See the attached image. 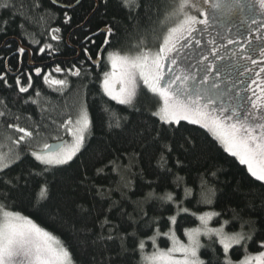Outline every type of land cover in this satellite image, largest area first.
Here are the masks:
<instances>
[{
	"label": "trees",
	"instance_id": "obj_1",
	"mask_svg": "<svg viewBox=\"0 0 264 264\" xmlns=\"http://www.w3.org/2000/svg\"><path fill=\"white\" fill-rule=\"evenodd\" d=\"M54 1L67 8L50 0H9V7H0V112L5 113L0 149L5 147L11 160L0 169V213L18 214L47 231L72 264H145L149 254L168 247L167 231L183 239L184 231L198 225L197 213L208 210L216 213L212 224L240 232L243 241L224 253L217 238H204L199 253L204 264H233L261 251L264 182L199 125L162 123L154 113L159 100L143 83L125 105L103 89L105 73L114 71L107 58L161 46L164 33L182 18L176 12L180 1ZM244 2L222 0L215 15L212 10L219 25L237 19L247 27H235L237 43L244 41L239 37L244 32L252 37L248 28L256 27L249 9L252 14L242 16ZM236 6L238 11L227 9ZM167 16L171 19L164 22ZM212 28L216 32L214 22ZM203 44H190L186 54L196 53L198 62ZM19 45L25 51L17 84L5 68L11 74L19 70ZM96 59L100 62L94 65ZM31 63L41 67L39 76ZM57 66L60 73L54 71ZM76 68L80 76L68 71ZM56 79L65 85L53 84ZM81 113L89 121L83 145L63 165L36 160L26 141L16 143L22 134L8 127L13 123L32 132L25 138L33 144L53 136L66 144L67 124L77 117L81 121ZM165 145L172 151L161 152Z\"/></svg>",
	"mask_w": 264,
	"mask_h": 264
},
{
	"label": "snow or ice",
	"instance_id": "obj_2",
	"mask_svg": "<svg viewBox=\"0 0 264 264\" xmlns=\"http://www.w3.org/2000/svg\"><path fill=\"white\" fill-rule=\"evenodd\" d=\"M204 3H209V0H204ZM210 6L215 15V10L222 7V0H214ZM0 7H9V0H3ZM192 10L199 11L197 0H180L176 12L183 19L177 27L170 30V37L171 34L184 37L185 33L190 37L197 30L193 27L194 25H206L208 23L207 16L200 20L197 16L191 14ZM201 15L204 14L201 13ZM53 31L58 32L59 29H53ZM108 34H111L110 30ZM52 39L56 40L58 37L53 35ZM104 43L108 44L107 39ZM168 43L169 40L166 39L164 44L167 45ZM229 43L237 42L229 40ZM195 44L198 45L199 40H195ZM48 47H51V45ZM24 51V48L19 49L21 54ZM172 51L173 48L161 46L155 57L142 55L129 59L127 57L110 56L114 71L111 74L105 73L103 80L104 92L121 105L130 104L136 95L138 82L142 81L151 93L158 94L163 100V107L158 114L162 123L180 125L181 121H186L193 125H199L211 134L214 140L219 141L225 152L236 157L241 165H246L247 171L252 177L257 181L264 182V81L259 84V94L254 89L252 90L255 99L240 96L237 91L238 103L225 106L221 100L220 85L213 81L210 86H206L209 79L207 74L215 70L216 74L219 75L221 65L206 63L204 65L205 75L198 82H194L190 74L177 75L174 73L171 65H176L177 61L174 56L167 55ZM41 52H43V49H41ZM244 53L245 50L241 47L239 53L241 58H245ZM210 55L216 56L218 54L213 49ZM246 58L251 59L250 56ZM203 59L208 61L207 56ZM219 59L222 60L223 57H219ZM165 61L170 65L167 68ZM251 62L256 63L254 59ZM94 63L96 62L94 61ZM117 68L119 69L118 72L115 71ZM41 71V67H35L37 76L41 74ZM54 71L60 73L62 69L57 66ZM68 71L72 75L80 76L79 68H76L74 72L72 69ZM260 72L264 73V67L260 69ZM29 80H31V77H29ZM47 81L48 77L45 76V82ZM16 83H20L19 79ZM52 83L65 85L66 81L56 79L52 80ZM116 83L120 84L118 91L115 88ZM252 83L256 84L257 81L253 80ZM19 91L27 92L28 89L20 87ZM0 116H5V113L0 112ZM78 123L81 126L73 133L74 141L70 147L45 145L46 150L43 153L32 152L35 159L46 166L63 165L71 161L83 145L85 139L83 133L89 123L87 115L85 114ZM8 127L14 128L16 132L22 134L16 143L24 141L25 137L32 136V132L26 131L24 127L19 125L8 123ZM69 132H72V129H69ZM160 151L171 152L172 149L165 145L161 147ZM3 216L5 219L0 222V264H67L68 252L53 247L54 238L47 231L38 227L31 220L25 219L23 225L17 223L21 219L18 214L4 212ZM208 219L209 217L206 215L199 217L204 225H207ZM171 223H176L175 216L171 218ZM200 232L201 229H194L192 232L185 233L189 239L188 245L179 243L173 235V247L169 249V253H181L182 258H169L168 264H204V261L200 260L197 255L201 247L197 239ZM208 232H215V230L206 229L205 234ZM217 235L221 234L217 233ZM240 239L242 237L234 241L231 237H222L220 243L223 245L224 253H228L232 242L238 244ZM143 246V244L140 245L141 248ZM146 259L154 264L156 257H146ZM254 259L258 264H264V252H261ZM228 264H231V262L228 261ZM242 264H250L249 259L246 258Z\"/></svg>",
	"mask_w": 264,
	"mask_h": 264
},
{
	"label": "rangeland",
	"instance_id": "obj_3",
	"mask_svg": "<svg viewBox=\"0 0 264 264\" xmlns=\"http://www.w3.org/2000/svg\"><path fill=\"white\" fill-rule=\"evenodd\" d=\"M227 1L235 2V0H227ZM212 2H214V0H209V3H204V0H199L198 6H199V10L201 9V11L200 12L196 10L191 11V14L197 16V18L200 20H203L205 16H207L208 23H211L207 31H205L204 29L207 28L208 23L206 25L197 24L193 26L197 30L190 37L187 36L186 33L184 37H179L177 34H171V37H170V30L177 27V25L183 19L182 17L180 20L178 19L174 24H172L168 28L167 32H165L164 37L160 39L162 42L161 46H164L166 48H173V51L170 53H167V55L174 56L177 61V64L171 65V66H173L175 70L178 71L179 75L190 74L194 82H198L205 75L204 65L206 63H214V64L221 65V71L219 75L216 74L215 70L207 74L209 79H208V85L206 86H210L213 81L217 82L220 85L221 96H223L222 99H223L225 106H229L231 102L228 95L229 94L236 95L237 91L239 92L240 96H248V97H252L253 99H255V97H253L252 90L254 89L256 93L259 94L260 92L259 84L261 81H264V73L260 72V69L264 67V55H262V53H264V2H262V0H245V2L243 3L244 5L242 4L243 8L241 9V11L244 13L242 16L249 15V13L252 12L253 14L252 13L251 14L255 16V26L256 27L248 28L253 33V34L251 33L252 37L250 38H248L245 32L240 34L239 37L243 38L244 41L242 43H237L236 45L234 43L232 44L229 43V40H233V41L237 40L235 36V33H236L235 27L241 29L242 31H244V28H247V27H244L243 24L237 19H235L234 21L233 19L226 20L220 23L219 25V22L215 21V19L212 17L213 9L210 6ZM239 7L240 6L238 7L236 6L235 9L227 7V9L229 11H233V10L238 11ZM201 13H203L204 15H201ZM257 16L259 19L257 18ZM168 17L169 16L165 17L164 22L168 20ZM169 19H171V16L169 17ZM212 21L215 24L216 32L212 28V24H213ZM166 39L169 40V43L167 45L164 44ZM195 40H201L204 43L202 49H200L201 55L199 56L198 62L195 61V57L193 56L196 53L187 52L186 54L187 49H189L191 46L190 44L192 43L194 44ZM241 47L245 50V53H244L245 58H241L239 55ZM213 49L216 50V53L218 55L216 56L210 55ZM142 55H148L150 57H155L157 53H156V50L148 48L136 54H128V53L121 54V53L115 52L111 54L110 56L111 57H127L129 59H132V58H135L137 56H142ZM110 56L107 58L108 65L112 64ZM205 56L208 57V61H205L203 59ZM248 56H250L251 59L246 58ZM219 57H223V59L221 60L219 59ZM253 59L256 61L255 64L251 62V60ZM165 66L166 68L169 66L167 61H165ZM253 80L257 81V83L253 84L252 83ZM140 82L142 83V81H139L138 83ZM223 88L225 89L226 92L223 90ZM137 94H138V91H136L135 97L137 96ZM156 106L157 107L154 113L156 116L159 117L158 114L160 112V109L163 107V101L159 100V103ZM79 115L81 117V115L84 116L85 113L84 114L81 113ZM77 121H78V117L76 119L70 120L71 123L67 124L65 131H66L67 137L69 138V141L66 142V144L64 145L65 147L71 146V144L74 141L73 133L76 132L81 126L80 124H78ZM69 129H72V132H69ZM86 130L83 133L84 136H85ZM49 140L62 141L59 139L57 140L55 136L50 137L46 141H39L34 144L32 143L31 138H25L24 141H26L27 144L31 146L33 151L40 152L45 149V145H49L51 143V141ZM0 158H3L5 160V163L1 162L0 169L4 168L11 162L10 158H8V151L5 149V147L0 149ZM14 158L15 157H13V160ZM201 215H206L209 217L207 221V225L202 224L201 221L199 220V217ZM215 216H216V213L211 210L205 211L203 213H197L198 225L196 227L187 229L186 232H192L194 229H201V232L197 237V239L199 240L201 244V247L203 244V239L206 237H212V236L217 238L219 243L222 237H231L233 238V241L237 238L242 237V239H240V243L243 241V235L240 232L226 231L223 223L220 225L212 224V221ZM4 219L5 218L3 216V213H0V222H3ZM17 223L23 225L25 221L23 219H19ZM206 229H214L215 232H208L207 234H205ZM186 232L184 231V237L182 239V238H178L172 229L167 231L166 236L169 238L168 247L157 249L151 254H149L147 257L155 256L156 259H155L154 264H168L169 258L181 259L182 258L181 253H178V252L169 253V249L173 247V240H172L173 235L175 236L176 240L179 241V243L188 245L189 239H188V236L185 234ZM217 233H220L221 235H217ZM156 241L157 239H155V242ZM234 245H237V243L232 242L230 248ZM53 247H55L57 250H61V248L58 246L55 240H53ZM200 249L198 250L197 255L199 259L201 260L200 254H199ZM261 252H264V248L257 253L245 255L240 261L234 262L233 264H242V262L246 258L249 259L250 264H258V262L254 258L258 257ZM67 264H72L69 255L67 257ZM145 264H151V262L146 259Z\"/></svg>",
	"mask_w": 264,
	"mask_h": 264
},
{
	"label": "flooded vegetation",
	"instance_id": "obj_4",
	"mask_svg": "<svg viewBox=\"0 0 264 264\" xmlns=\"http://www.w3.org/2000/svg\"><path fill=\"white\" fill-rule=\"evenodd\" d=\"M165 34V33H164ZM161 41V40H160ZM187 45V44H186ZM19 47V49H20V45L18 46ZM160 45H156L155 47H152L151 49H153V50H156V52L160 49ZM190 48H191V46H190ZM189 48V49H190ZM19 49H18V53H19V70L15 73V74H11L10 72H9V69H8V66L6 65V74H10L11 76H14V77H17L16 78V80L18 79V73H19V71L21 70V68H22V63H21V53L19 52ZM189 49H187V50H189ZM188 53H191V51H188ZM88 56V55H87ZM29 59L31 60V57H29ZM96 60H99V59H96ZM96 60H95V62H96ZM99 62H100V60H99ZM98 62V63H99ZM7 63V62H6ZM98 63H94L93 62V64L94 65H97ZM31 67H30V65H29V68H31L32 70H34V72H35V66L31 63ZM112 65V64H111ZM170 66V65H169ZM173 67V66H172ZM173 71H174V73L175 74H177V75H179L178 74V71H176L175 70V68L173 67ZM115 88L117 89V90H119V88H120V84L119 83H116L115 84ZM223 90L225 91V89L223 88ZM150 92V91H149ZM226 92V91H225ZM150 95H152V96H154L156 99H159V100H161V101H163L162 100V98L161 97H159V95L158 94H153V93H149ZM228 97L230 98V105H234V104H236V103H238V97L236 96V95H234V94H229L228 95ZM223 96H221V100L223 101Z\"/></svg>",
	"mask_w": 264,
	"mask_h": 264
},
{
	"label": "water",
	"instance_id": "obj_5",
	"mask_svg": "<svg viewBox=\"0 0 264 264\" xmlns=\"http://www.w3.org/2000/svg\"><path fill=\"white\" fill-rule=\"evenodd\" d=\"M54 5H56V6H58V7H61V8H67V7H64V6H61V5H59V4H57L54 0H50ZM107 29H105V30H103L102 32L103 33H107ZM20 48H23L22 46H20ZM26 52L27 53H29V50H26ZM99 62V60H96V63H98ZM32 65L30 64V67H31ZM64 144H65V141L64 140H62V141H55V142H51L49 145H51V146H57V145H63L64 146ZM46 149H44L43 151H40V152H38V153H43L44 151H45Z\"/></svg>",
	"mask_w": 264,
	"mask_h": 264
},
{
	"label": "bare ground",
	"instance_id": "obj_6",
	"mask_svg": "<svg viewBox=\"0 0 264 264\" xmlns=\"http://www.w3.org/2000/svg\"><path fill=\"white\" fill-rule=\"evenodd\" d=\"M28 54H30V53H28Z\"/></svg>",
	"mask_w": 264,
	"mask_h": 264
}]
</instances>
